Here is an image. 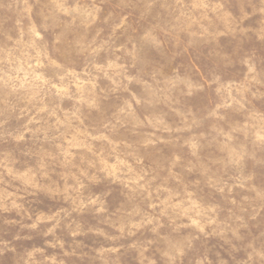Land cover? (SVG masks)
<instances>
[{
    "label": "rangeland",
    "instance_id": "obj_1",
    "mask_svg": "<svg viewBox=\"0 0 264 264\" xmlns=\"http://www.w3.org/2000/svg\"><path fill=\"white\" fill-rule=\"evenodd\" d=\"M0 264H264V0H0Z\"/></svg>",
    "mask_w": 264,
    "mask_h": 264
}]
</instances>
